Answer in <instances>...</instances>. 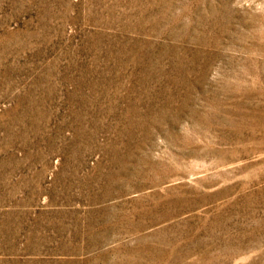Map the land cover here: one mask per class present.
Segmentation results:
<instances>
[{
	"label": "rangeland",
	"instance_id": "obj_1",
	"mask_svg": "<svg viewBox=\"0 0 264 264\" xmlns=\"http://www.w3.org/2000/svg\"><path fill=\"white\" fill-rule=\"evenodd\" d=\"M0 264H264V0H0Z\"/></svg>",
	"mask_w": 264,
	"mask_h": 264
}]
</instances>
